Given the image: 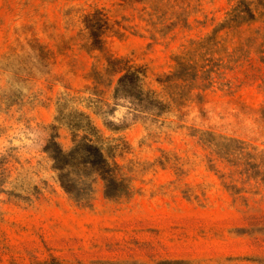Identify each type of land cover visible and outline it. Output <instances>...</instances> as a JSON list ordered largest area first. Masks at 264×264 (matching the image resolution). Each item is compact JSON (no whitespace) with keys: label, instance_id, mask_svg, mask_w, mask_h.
I'll list each match as a JSON object with an SVG mask.
<instances>
[{"label":"rangeland","instance_id":"1","mask_svg":"<svg viewBox=\"0 0 264 264\" xmlns=\"http://www.w3.org/2000/svg\"><path fill=\"white\" fill-rule=\"evenodd\" d=\"M86 132L121 184L76 200ZM0 264H264V0H0Z\"/></svg>","mask_w":264,"mask_h":264},{"label":"trees","instance_id":"2","mask_svg":"<svg viewBox=\"0 0 264 264\" xmlns=\"http://www.w3.org/2000/svg\"><path fill=\"white\" fill-rule=\"evenodd\" d=\"M100 25L90 24V36L93 40H98L101 33ZM98 41H93L97 44ZM185 65V63H182ZM132 66L118 68L115 71L124 72L119 76L115 94L121 93L127 97L134 99L142 111H152L154 114L160 113L165 103L158 99L153 90H144L142 79L138 74V69H131ZM166 79H172L168 75ZM90 135L97 136L95 127H89ZM87 132L77 138H73V145L68 151H63L60 147L50 149V156L53 160V166L57 171V178L60 186L76 200L88 199L91 193L92 176L94 174L101 175L105 180L106 195H112L111 190L121 184L114 176L105 175L115 169L108 161L103 148L88 136Z\"/></svg>","mask_w":264,"mask_h":264}]
</instances>
